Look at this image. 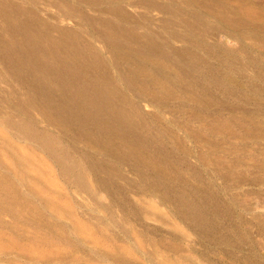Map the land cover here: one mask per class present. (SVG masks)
<instances>
[{
  "label": "rangeland",
  "instance_id": "obj_1",
  "mask_svg": "<svg viewBox=\"0 0 264 264\" xmlns=\"http://www.w3.org/2000/svg\"><path fill=\"white\" fill-rule=\"evenodd\" d=\"M185 1L0 0V96L29 98L16 114L95 193L24 140L1 146L31 209L0 213V264H264V0Z\"/></svg>",
  "mask_w": 264,
  "mask_h": 264
},
{
  "label": "bare ground",
  "instance_id": "obj_2",
  "mask_svg": "<svg viewBox=\"0 0 264 264\" xmlns=\"http://www.w3.org/2000/svg\"><path fill=\"white\" fill-rule=\"evenodd\" d=\"M154 1H157V0H154ZM160 1V0H159ZM187 1V0H186ZM185 1V2H186ZM197 1H199V0H196V2ZM206 1H208V0H206ZM206 1H205V3H206ZM211 2H212V0H210ZM229 1V0H228ZM242 1V0H241ZM247 1V0H246ZM2 2V1H1ZM142 2V1H141ZM188 3H190V1L188 0L187 1ZM195 2V1H194ZM199 2H201V1H199ZM198 2V3H199ZM216 2H218L217 0H216ZM230 2V1H229ZM234 2V1H233ZM239 2H240V0H239ZM7 3V2H6ZM158 2H153V4L154 5H156ZM183 3V2H182ZM207 3H209V2H207ZM240 3H242V6H243V3H244V0H243V2H240ZM152 4V5H153ZM187 4V3H186ZM192 4V3H191ZM218 5H219V3H217ZM225 4H226V2H225ZM2 3H0V15L2 16V15H6L7 17H6V19L9 21L10 19H12L11 18V16L10 15H8V13L6 14L5 12H3V10H2ZM5 5H7L8 6V4H5ZM13 5V4H12ZM138 5H140L141 6V4H138ZM164 5V4H163ZM167 4H165V6H166ZM207 5V4H206ZM210 5H212V6H209L210 8L212 7V8H214L215 9V5H213L212 3L210 4ZM227 5V4H226ZM235 5H236V3H235ZM241 5V4H240ZM244 5H245V3H244ZM198 6H199V4H198ZM220 6V5H219ZM218 6V7H219ZM225 6V5H224ZM229 6V5H228ZM138 7V6H137ZM200 7V6H199ZM203 7L205 8V6H204V3H203ZM208 7V9H210ZM155 8V7H154ZM179 8V7H178ZM182 8V7H181ZM191 8H192V5H191ZM206 8H207V6H206ZM219 8H221V6L219 7ZM223 8V7H222ZM221 8V9H222ZM230 8H233V10L235 11L236 9V7H232V6H230ZM158 9V8H157ZM202 9V8H201ZM208 9H207V11H208ZM214 9H213V12H215L214 11ZM224 9V8H223ZM226 9H227V7H226ZM125 10H126V8H125ZM146 10H148L147 8H146ZM162 10V9H161ZM186 10V9H185ZM217 10V9H216ZM219 10V9H218ZM225 10V9H224ZM114 11V10H113ZM112 11V12H113ZM118 11V8L116 9V11H114L115 13ZM126 11H128V10H126ZM164 11V10H163ZM167 11H169V10H167ZM178 11V10H177ZM184 11V10H183ZM221 10H219L218 12H220ZM225 11H227V10H225ZM228 11H229V9H228ZM227 11V12H228ZM234 11H233V13H234ZM236 11H239V7H238V10H236ZM235 11V12H236ZM119 13L121 12V10H119L118 11ZM117 12V13H118ZM129 12V11H128ZM127 12V14H130L131 15V13H128ZM174 12V11H173ZM185 12V11H184ZM117 13H116V16H117ZM122 13V12H121ZM124 13V12H123ZM179 13V12H178ZM197 13H199L198 11L196 12V14ZM206 13V12H205ZM212 13V12H211ZM210 13V14H211ZM222 13V12H221ZM224 13V12H223ZM239 13V12H238ZM124 14H126V13H124ZM124 14H118L119 16L120 15H124ZM181 14V13H180ZM201 14V13H200ZM213 14V13H212ZM229 14V13H228ZM237 14V13H236ZM164 15V14H163ZM185 15V14H184ZM184 15L182 14V16L184 17ZM198 15V14H197ZM202 15V14H201ZM214 15V14H213ZM226 15V14H225ZM239 15V14H238ZM13 16V15H12ZM125 16V15H124ZM128 16V15H127ZM135 16V15H134ZM186 16V15H185ZM223 17H224V14L222 15ZM228 16V15H227ZM226 16V17H227ZM230 16H233V17H235L233 14L232 15H230ZM118 17V16H117ZM129 17V16H128ZM142 17V16H141ZM164 17V16H163ZM166 17V16H165ZM197 17H200L199 15L197 16ZM215 17H216V15H215ZM222 17V18H223ZM125 18V17H124ZM123 18V19H124ZM130 18V17H129ZM132 18H134L133 17V14H132ZM192 19H193V17H191ZM225 18V17H224ZM224 18L222 19L223 21H225L226 19L229 21L230 19L232 20V17L230 18V19H228V18H225V20H224ZM251 19H254L253 17H250ZM121 19V18H120ZM138 19H140L139 17H138ZM137 18H136V21L138 20ZM181 19V18H180ZM186 19V18H185ZM200 19V18H199ZM219 19V18H218ZM240 19V18H239ZM244 19H246V18H244ZM248 19V18H247ZM38 20V19H37ZM126 20H128V18H126ZM165 20V19H164ZM168 20V19H167ZM188 20V21H187ZM187 22L189 23V18L187 17ZM194 20V19H193ZM196 20H198V19H196ZM195 20V21H196ZM226 20V21H227ZM242 20H243V17H242ZM174 22H175V19L173 20ZM177 21V20H176ZM204 21H206V20H204ZM235 21V20H234ZM244 21H246V20H244ZM244 21L242 22V24H244ZM164 22V21H163ZM166 22V21H165ZM198 22H199V25H200V21L198 20ZM198 22L196 23V22H194L193 21V24L194 23H196L197 25H198ZM233 22V21H232ZM232 22H230V23H232ZM236 22V21H235ZM239 22V21H238ZM49 23V22H48ZM172 23V22H171ZM212 23V22H211ZM247 23V22H246ZM172 24H174V23H172ZM207 25L209 24V23H206ZM213 24V23H212ZM212 24H210V27L212 26ZM234 24V23H233ZM239 24H240V22H239ZM106 25V24H105ZM232 25V24H231ZM231 25H229V26H231ZM237 25V24H236ZM196 26V25H195ZM201 27L203 26L202 24L200 25ZM205 26V25H204ZM203 26V27H204ZM209 26V25H208ZM228 26V27H229ZM234 26V25H233ZM9 27V26H8ZM18 27V26H17ZM4 28V27H3ZM205 28V27H204ZM216 28V27H215ZM23 29V28H22ZM65 30V29H64ZM63 30V31H64ZM200 30H202V28L200 29ZM215 30V29H214ZM2 32V31H1ZM6 32V31H5ZM107 32H108V30H107ZM17 33V32H16ZM64 34H66V31H65V33ZM107 34V33H106ZM4 35V34H3ZM11 35V34H10ZM62 35V34H61ZM172 35V34H171ZM64 37V36H63ZM112 37V36H111ZM43 38V37H42ZM65 39V38H64ZM132 41V40H131ZM135 41V40H134ZM23 42V41H22ZM77 43V42H76ZM83 43V42H82ZM57 44V43H56ZM83 45V44H82ZM5 46H6V49L7 50H9L10 52H12V53H16V55H20V51H19V49L16 47V45H14L12 42H9V41H6V43H5ZM23 46V45H22ZM34 46V45H33ZM4 47V46H3ZM44 47V46H43ZM47 47V46H46ZM77 48V47H76ZM49 49V48H48ZM78 49V48H77ZM82 49V48H81ZM66 50V49H65ZM33 51V50H32ZM50 54V53H49ZM5 55H6V53H5ZM149 55V54H148ZM8 56V55H7ZM9 57V56H8ZM22 57V56H21ZM20 57V58H21ZM64 57H65V55H64ZM147 57H149V56H147ZM94 59V58H93ZM15 61L17 62V60L15 59ZM1 64V63H0ZM19 65V64H18ZM91 66V65H90ZM97 66V65H96ZM95 66V67H96ZM9 69V68H8ZM10 70V69H9ZM13 72V71H12ZM57 72V71H56ZM14 73V72H13ZM51 73V72H50ZM15 74V73H14ZM43 78V77H42ZM47 78V77H46ZM27 79V78H26ZM22 81V80H21ZM34 81V80H33ZM1 82V81H0ZM54 82V81H53ZM31 83V82H30ZM6 84V83H5ZM7 85V84H6ZM13 85V84H12ZM15 85V84H14ZM57 85V84H56ZM11 86V85H10ZM50 87V86H49ZM10 88V87H9ZM9 88H7V89H9ZM24 89V88H23ZM52 89V88H51ZM56 89V88H55ZM19 91H21L20 90V88H19ZM50 91V90H49ZM23 92V91H22ZM25 92V91H24ZM54 93V92H53ZM99 94V93H98ZM21 95H22V93H21ZM59 96V95H58ZM70 96V95H69ZM31 98V97H30ZM62 98V97H61ZM60 98V99H61ZM54 99V98H53ZM28 101H29V98H28V100H25V101H21V100H19V99H16V98H14V99H6L5 97H3V96H0V125H2V126H5L6 128H8L11 132H12V134L13 135H9V137H5V138H3L4 140H2L1 138H0V147L1 146H3V145H5V147H7V145H12V140L14 139V138H17V139H22V140H24L25 142H27L26 144H27V146L30 148V147H32V148H35L36 150H38V151H40L41 153H43V154H45L46 156H47V158L49 159V161H51V163L53 162L56 166H57V168H58V170H59V173H60V175L65 179V180H67L68 182H70L71 184H74L75 186H77V188L79 189V190H81V191H83V192H85V194L87 193L89 196H91V197H94V195H95V193H94V191L92 190V189H90V188H88V186L86 185V183H85V181H84V178H85V175L87 174H85L84 173V169H83V167H81V164H80V162L74 157V155L71 153V151H70V149H69V147H67L66 145H64L60 140H59V138H58V136H57V134H56V132L51 128V127H49V125H48V127H42L38 122H36L34 119H32V118H29V117H27V116H23V115H17L16 114V111H18L19 110V108H21L22 106H26L27 104H28ZM30 101H31V99H30ZM50 106H51V104H49ZM34 106V105H33ZM9 108V111H6L4 108ZM47 108V107H46ZM54 108V107H53ZM96 108V107H95ZM108 109V108H107ZM111 109V108H110ZM26 110V109H25ZM28 110V109H27ZM53 111V110H52ZM98 111V110H97ZM44 112V111H43ZM47 112V111H46ZM54 112V111H53ZM82 112H84V111H82ZM28 113V112H27ZM56 113V112H55ZM98 113V112H97ZM106 113V112H105ZM47 114V113H46ZM121 114V113H120ZM43 115V114H42ZM57 115H59V114H57ZM44 117H46V120L47 119H49L48 117H50V116H45V115H43ZM52 116V115H51ZM53 117V116H52ZM58 118V117H57ZM45 120V119H44ZM50 120V119H49ZM48 120V121H49ZM82 120V119H81ZM51 121V120H50ZM127 121H128V119H127ZM45 122V121H44ZM47 122V121H46ZM51 124V123H50ZM61 124V123H60ZM109 124V123H108ZM112 124V123H111ZM58 126V125H57ZM61 127V126H60ZM67 127V126H66ZM85 127V126H84ZM79 128V127H78ZM92 128V127H91ZM134 128V127H133ZM118 130V129H117ZM120 131V130H119ZM74 132H76V131H74ZM115 133V132H114ZM124 133V132H123ZM79 135V134H78ZM83 135V134H82ZM123 135V134H122ZM81 136V135H80ZM128 136V135H127ZM3 137V136H2ZM82 137V136H81ZM83 138V137H82ZM129 138V137H128ZM128 140V139H127ZM15 142V141H14ZM13 142V143H14ZM15 144V143H14ZM20 144V143H19ZM97 144V143H96ZM110 144V143H109ZM99 146V145H98ZM19 147V146H18ZM23 147V146H22ZM8 149V148H7ZM7 149H5V150H7ZM19 149H21V148H19ZM25 149H27V148H25ZM4 150V149H3ZM9 150V149H8ZM22 150V149H21ZM115 150H116V148H115ZM26 151V150H25ZM104 151V150H103ZM0 152H2L1 150H0ZM5 152V151H4ZM20 152V151H19ZM3 153V152H2ZM22 152H20V154H21ZM4 155H5V153H3ZM8 154L10 155V157H16V155H17V153H16V151L15 150H9V152H8ZM23 154V153H22ZM32 154V153H31ZM25 155V154H24ZM30 155H28V158H29V161H30V157H29ZM17 157H18V155H17ZM26 158V157H25ZM11 159V158H10ZM18 159H20V158H18ZM12 160V159H11ZM14 160V159H13ZM13 160H12V162H13ZM22 160V159H21ZM20 160V161H21ZM5 161V160H4ZM3 161V159H1V157H0V167H3V168H5V169H7V171H9V172H7V171H1V169H0V186H2V188H0V213H5V214H10V215H12L13 217L14 216H16L18 213L19 214H21L20 213V211H22V210H24V209H31V207L27 204V203H17L18 202V200H20V198L22 197V194H21V192L19 191V189H18V186H17V184L18 183H16L15 181V178L14 179H12V177H13V174L11 173V171L13 172V170L11 169L12 167L8 164V162L6 163V162H4ZM19 161V160H18ZM23 161V160H22ZM24 163H26L25 161H23ZM14 163V162H13ZM28 163V162H27ZM19 164V163H18ZM29 164H31V163H29ZM39 164V163H38ZM14 165V164H13ZM27 165V164H26ZM32 165H33V163H32ZM40 165H41V163H40ZM22 166H24V165H22ZM38 167H39V165H37ZM11 167V168H10ZM15 167V166H14ZM20 168V167H19ZM42 168V167H41ZM36 169V168H35ZM37 169H39V168H37ZM15 170H17V169H15ZM40 170V169H39ZM21 171V170H20ZM87 172V171H86ZM16 174H17V172H16ZM59 175V174H58ZM17 176H18V174H17ZM33 176V175H32ZM61 177V178H62ZM36 178V177H35ZM20 179V178H19ZM23 179V178H22ZM32 179V178H31ZM38 179V178H37ZM24 181V180H23ZM37 182V181H36ZM41 184V183H40ZM30 189H32V188H30ZM29 189V190H30ZM38 190V189H37ZM41 190V189H40ZM31 191V190H30ZM32 191H33V189H32ZM38 192V191H37ZM36 192V193H37ZM76 192H78V190H76ZM33 193V192H32ZM34 193H35V191H34ZM86 194V195H87ZM37 195V194H36ZM87 195V196H88ZM41 196V195H40ZM44 196V195H43ZM44 197H47V196H44ZM41 198V197H40ZM43 198V197H42ZM44 199V198H43ZM46 199V198H45ZM49 199V198H48ZM56 199V198H55ZM42 201V200H41ZM48 201V200H47ZM53 201H56V200H54L53 199ZM45 202V201H44ZM46 203V202H45ZM48 203H49V201H48ZM52 203V202H51ZM51 203H49V204H51ZM45 206H46V204H45ZM50 206V205H49ZM18 207V208H17ZM100 207V206H99ZM36 208V207H35ZM32 209H33V207H32ZM39 211V210H38ZM38 211H37V213H38ZM36 212V211H35ZM71 213V212H70ZM21 215H23V214H21ZM41 215V214H40ZM17 217V216H16ZM40 217V216H39ZM41 217H43L42 215H41ZM37 218V217H36ZM25 220H27L28 222L29 221H32V219L31 220H29V219H25ZM36 220V219H35ZM17 221V220H16ZM41 221V220H40ZM40 221H39V223H40ZM42 221H44V220H42ZM48 221V220H47ZM33 222V221H32ZM36 222H38V221H36ZM35 222V223H36ZM45 222V221H44ZM34 223V222H33ZM4 224H7L6 222H4ZM15 224H17V223H15ZM28 224V223H27ZM37 224V223H36ZM48 224H50V223H48ZM11 225V223H9V226ZM31 225V224H30ZM39 225V224H38ZM41 225V224H40ZM45 228H46V226L44 225V224H42ZM46 225H47V223H46ZM56 225V224H55ZM43 226H41V227H43ZM48 226V225H47ZM51 226V225H50ZM52 226H53V224H52ZM12 227V226H11ZM55 227V226H54ZM56 227H58V225L56 226ZM10 228V227H9ZM13 228V227H12ZM50 228H53V227H50ZM59 229V228H58ZM15 230V229H14ZM47 230V229H46ZM53 231H55L54 229H52ZM51 230V231H52ZM57 230V229H56ZM62 230V229H61ZM50 231V230H49ZM52 231V232H53ZM57 232V231H56ZM63 232V231H62ZM58 234V233H57ZM60 234V233H59ZM63 234H64V232H63ZM63 234L61 233V235H59L58 237H62L61 238V240L63 241V239H64V236L66 235V234H64V236H63ZM66 237V236H65ZM67 238V237H66ZM65 238V239H66ZM53 239H57V236H56V238H53ZM53 239L51 240L52 241V243H54L53 242ZM43 240V239H42ZM41 240V241H42ZM47 240V239H46ZM49 240V239H48ZM47 240V241H48ZM40 241V240H39ZM40 241V242H41ZM44 241V240H43ZM54 241H56V240H54ZM50 242V241H49ZM51 243V242H50ZM50 243H48V244H50ZM56 243V242H55ZM21 250V249H20ZM45 257V256H44ZM47 259V258H46ZM45 260V259H44Z\"/></svg>",
  "mask_w": 264,
  "mask_h": 264
}]
</instances>
